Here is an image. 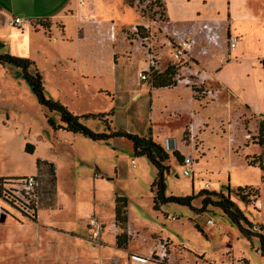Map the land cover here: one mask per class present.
I'll return each mask as SVG.
<instances>
[{"label": "rangeland", "instance_id": "obj_1", "mask_svg": "<svg viewBox=\"0 0 264 264\" xmlns=\"http://www.w3.org/2000/svg\"><path fill=\"white\" fill-rule=\"evenodd\" d=\"M154 1L133 0L131 3L133 10L144 17L140 21L143 25L139 31H136V26H132L114 32V43L118 46L123 43L122 48H117L114 53L112 65L114 75L108 74L104 63L102 68L96 67L93 60H90L87 46L82 45L87 50L81 47V54L78 55L77 52H70V47L57 44L59 41L56 44L47 41L51 38L52 28L54 32L56 29L63 32L61 22H49V26L44 27V34L41 30L36 32L28 54L43 76L45 94L59 100L74 114L107 113L112 110L111 115L104 116L111 119L109 123L111 130L121 129L140 135H150L151 132L159 143L164 134L180 125L182 132L173 146L182 158L189 154L194 159L193 167L189 168L193 174L183 176L178 166L182 158L179 160L168 152L169 158L166 163L170 169L165 174L166 195L197 194L205 188V182L210 185L208 190H222L223 194H226V185L229 181L222 167L227 163L230 153L228 136L234 140L237 134L242 133L247 145L257 144L260 119L253 118L245 111L238 113L235 101L224 91L218 93L217 99L212 96L219 90V86L207 77L202 78L204 80L202 83L201 79L198 80V74L202 73L204 66H194L189 62L191 59L188 60V56L179 60L173 57L172 44L175 36L165 30L164 12ZM75 2L77 7L86 10L85 0ZM100 5L101 13L112 16L116 22L121 21L116 14L122 9L121 0H102ZM67 11L73 13V8L70 7ZM43 23L46 21H36L32 26L36 30ZM73 28L74 24L67 22L64 30L66 45L74 42L76 31ZM82 29L84 28L81 27L79 30L80 37L83 36ZM119 38L122 43L116 42ZM2 48L0 52H6L2 51ZM96 48V53L102 58L107 55L106 46ZM73 54L75 62L79 63L77 66L75 62L71 66L72 62L68 60ZM147 63L157 71H163L168 65H173L176 70L175 78L181 80L177 83L190 87L195 106L189 111L192 106L191 93L182 87L169 91L160 90L152 93V96L150 93L140 94L138 91L142 86H151L149 82L139 77V72L145 70ZM17 71L18 69L12 65L0 64V175L17 177L36 172L38 158L50 162L61 159L62 165L58 173L60 187L63 190H59L62 197L61 207L52 208L50 213L48 212L51 226L77 233L86 232L84 223L89 217L96 218L99 222H103L100 217H111L116 193L127 199L128 224L136 227L139 232L131 243L140 253H145L150 243L155 240L152 231H162L169 238V241L160 239L157 250L149 255L152 261L166 263L171 253L170 259L174 264H245L244 260H238L240 257H244L248 264H264V258L255 251L256 238H252L250 242L242 236L238 227L231 223L219 207L208 205L205 211L201 212L187 205L169 202L161 205L159 210H154L151 182L155 178L156 168L145 157L141 159L133 154L132 142L125 137L119 141L115 139L116 148L112 149L110 145L89 140L80 134H74L76 137L60 136L66 132L54 131L46 122L47 115H53L56 121L58 115L48 112L37 103L28 83L22 77L16 76ZM80 71L82 75L88 76L85 80L80 77ZM121 84L124 86L122 89ZM227 102L230 103L231 110L225 105ZM175 107L182 111L188 108V121L180 112L173 111ZM198 116H204V119L194 121L193 119ZM82 121L93 130L106 131L104 122L97 118ZM202 130H209L212 133L206 138L209 151H206L205 157H200L199 153L205 149L200 136ZM174 136L177 137L178 134L175 133ZM41 138L50 144L42 145ZM24 141L35 144L32 146L33 150L36 146L34 153L23 151ZM94 144L101 148V152L94 150ZM260 147L262 151L264 145ZM232 150L235 154L238 153L235 146H232ZM86 153L91 155L89 157H92V163L84 166L81 165L79 157ZM243 158L247 163V156ZM112 165L115 168H112ZM37 167L41 180L38 199L40 206L42 201L46 204L54 201L56 190L54 166L40 161ZM95 167L102 171L97 176ZM248 179L257 180V174L251 171ZM231 184H234L232 180ZM73 188L76 189L75 192H72ZM229 192L230 199L238 201L240 210L246 218L252 224H257L259 217L252 205L255 199L261 205L257 196H251L246 202L239 199L234 187H230ZM201 198L202 196L195 197L191 205L200 208ZM38 209L40 213H45L44 206ZM4 216L5 213L1 212L0 219L2 220ZM39 219H42V216L39 215ZM208 219L213 224L207 223ZM116 227L118 234L125 232L128 236L125 224L122 227L116 224ZM49 234L61 236L62 242L67 241L66 245L70 244L69 240L76 242L77 238L73 236L78 235L52 231H49ZM87 238L92 242L100 241L99 237ZM7 251L0 246V264L20 262L8 259ZM48 262L56 263L54 258H50ZM33 264H39V260L35 259Z\"/></svg>", "mask_w": 264, "mask_h": 264}, {"label": "crops", "instance_id": "obj_2", "mask_svg": "<svg viewBox=\"0 0 264 264\" xmlns=\"http://www.w3.org/2000/svg\"><path fill=\"white\" fill-rule=\"evenodd\" d=\"M75 1L76 0H0V42L2 43L0 48L3 47L2 51L6 50L4 53L31 59L28 52L34 42L33 36L39 30L43 31L44 34V27L42 25L39 29L35 30L32 24L36 21H46L48 25L51 21L53 23L61 22L63 32H58L55 27L56 32H54L52 28L51 38L48 39L45 37L48 39L47 41H51L55 44L59 41L60 43L57 44L67 46L68 48L70 47V52H77L78 55L81 54L82 45L87 46L89 50L88 53L90 54V60H93L92 62L96 65V67L102 68V64L104 63L105 70L108 71V74L114 75L112 69L114 53L117 48H122L123 46L121 38L116 41H120V43H122L121 45L118 46L114 43V32H119L125 27H132L136 25L141 26L143 25V22L140 21H142L144 17L140 16L135 10H133L131 4L127 3L125 0H121V13H116L117 17L121 20L120 22L114 21L112 16H106L101 13L100 4L102 0H85L84 5L86 10L77 7ZM163 2L165 5L166 16L163 26L168 33L173 31H185L193 22L208 20L219 23V44L209 45V51L207 54H199L197 53V48H194L191 53V61L189 62L196 67L204 66L202 73L198 74V80L201 79L200 83L204 81L202 79L203 77H207V79L219 86V90L214 92L212 96L214 95L217 99L218 93L220 91H224L235 101L236 109L239 110L238 113L245 111L253 118L264 121V0H163ZM87 5L89 6V9H87ZM70 7L73 8V13H68L67 10ZM15 16L28 19L30 21L21 29L9 26L6 23V20ZM123 19L125 20L122 21ZM67 22L74 24L73 29L76 31V36L75 39H73L74 42H69V44L66 45L64 30ZM81 27L84 28L82 29V37L79 35ZM229 35L237 36L238 40L236 42H228L227 38ZM101 46H106V48H108L107 55L104 58L96 53V47ZM82 48L87 50L85 47ZM74 56L75 55L73 54L72 57L68 58V60L72 62L71 66L76 61ZM75 63V66L79 65L78 62ZM148 63L145 70L149 67ZM36 69L38 70L37 67ZM81 72L82 71H80V77L85 80L88 76L82 75ZM93 74L94 73L92 72V75ZM16 76L20 77L19 73H17ZM93 77H95V74ZM119 81L122 82L121 80ZM125 83L127 85V81ZM178 87H182L183 89L185 88L190 91L192 99L190 102L192 105L189 109L190 111L195 106V101L192 97L190 87L187 85L182 86L178 83L171 87H148L144 85L138 92L140 94L143 92L148 94L150 93L152 96V93L155 94L160 90L169 91ZM122 88H124L123 84L120 86V89ZM225 105L228 106L229 110H231L230 103L227 102ZM164 109H166V107H164ZM173 111H176L177 113L180 112L188 121V108L182 111L179 107H175ZM202 117L198 116L193 120L202 121L204 116ZM7 118L8 115L6 116V119ZM179 126L172 130L178 134L177 137L174 136L175 133L170 131L169 133L164 134V138L160 143L155 140V137L151 132L150 134L153 140L159 143L162 147L164 140L166 138L169 139L173 148L167 152L172 153L174 149L173 145H176V139L179 138V135L182 132V129L179 128ZM54 131L66 132V136L60 135L62 137H68L70 135H72V137H76L74 134H78L62 129ZM154 133L157 134L156 132ZM210 135H212V133L209 130L201 131L200 136L203 139L205 149L199 152L200 157H205L206 151H209V149H207L208 145L206 138ZM214 135L217 136L216 133ZM115 139H118L119 141L121 138L114 137L111 138L108 143H101L110 145L112 149H114V147L116 148ZM82 140L84 139L82 138ZM227 140L229 142L230 153L228 161L225 165H223L222 169L229 181V184H227L228 187H234V190H236L239 186H251L256 188L258 193L257 198L261 203V210L263 211L264 178H262V176H264V168L261 169L258 165H249L243 158L248 155L260 154V145H247L244 142L242 133L237 134L234 140H231V137L228 136ZM24 142V152H26L24 148L27 143H29L28 147L32 149L34 143L32 144L28 141ZM40 143L42 145L50 144L47 140L44 141L43 138L40 139ZM93 146L96 152H101L100 147L95 144ZM232 146L238 148L237 154H235L232 150ZM35 149L36 146L34 150L32 149V153L35 152ZM185 155L190 156L189 154ZM241 155H243V157ZM89 156L91 155L86 153L85 155L79 157L81 165H91L92 157ZM172 156L174 157L173 154ZM138 157H141L142 159L144 156ZM37 160L41 162L44 161L46 164L54 166L53 175L56 190L55 199L48 204H46L45 201H42L40 206L45 207L44 214L43 212L40 213L38 209L40 207L38 204L39 202H37L35 207V217L30 218L25 212H22L12 206L9 202L3 199L2 196H0V217L1 212L5 213L4 218H2V220L0 219V246L8 250L6 254L8 259L20 261L16 264H33L35 259L39 260V264H49L48 261L50 258H54V261H56L55 264H161V262L150 260L149 255L157 250L158 242H160L161 238L168 239V241L169 238L163 234L162 231H152V235L155 236V240L150 243V246L145 253H140L134 245L132 246L131 243L137 238L139 233L138 229L133 227L131 224H128L127 220L125 226L128 236H126L125 232L120 233L123 235L122 238L119 237V240L123 241V244L120 245L117 242V236L120 234H118V228L116 227V223L114 221L113 211L110 218L100 217L103 222H101L102 229L99 235L100 241L98 242H92L91 239L87 238H92V231L88 225V221L92 217L85 220L84 224L86 232L84 233H77L76 231L63 230L61 228L51 226L49 224L50 221H48V212L50 209L52 210V208L61 207L60 199L62 197L60 195V191L63 190L60 187L58 173L61 168L62 161L61 159H56L55 162H50L49 160L42 158H38ZM131 162L133 163L132 159ZM194 162L195 161L192 158V167ZM178 166L181 168L182 174L181 162ZM111 167L115 168L114 165ZM95 169L96 176L102 172L97 167H95ZM38 171L39 170L36 164V172H30L29 174H23L17 177L0 175V178H22L26 175H34L39 181L38 193L40 197L41 180L38 175ZM251 171L257 174V180L248 179V175ZM192 174L193 173L191 172L190 175L192 176ZM231 180L234 184H231ZM4 187L5 186H3V188ZM207 188H210L208 183ZM211 190L218 191L217 189ZM75 191L76 189L73 188L72 192ZM116 195L119 194L115 193L114 198ZM234 201L238 208L241 209L238 205V201ZM47 208H49V210H46ZM46 212L47 215H45ZM39 215L42 216V219H39ZM261 228V233L264 234V224H261ZM49 231H52V233H76L79 236L74 235L73 237L77 238V240L75 239L76 242L69 240L70 244L66 245L67 241L66 243L64 241L62 242L61 236H57L56 234L50 235ZM131 231H133V233ZM257 244L255 251L258 253L256 250ZM168 257L170 259L171 253H169ZM169 259L165 264H174L171 262V259ZM238 260H244L245 264H248L244 257H240Z\"/></svg>", "mask_w": 264, "mask_h": 264}, {"label": "trees", "instance_id": "obj_3", "mask_svg": "<svg viewBox=\"0 0 264 264\" xmlns=\"http://www.w3.org/2000/svg\"><path fill=\"white\" fill-rule=\"evenodd\" d=\"M141 1V0H138ZM129 4L133 0H127ZM154 3L161 7L165 16V5L163 0H155ZM166 18V16H165ZM166 20V19H165ZM43 27H48L47 23L42 24ZM62 26V25H61ZM63 27V26H62ZM141 26L136 25V31H139ZM2 43L0 42V46ZM0 64L12 65L18 69L19 76L22 77L29 85L32 93L34 94L36 101L39 105L45 107L48 112H53L58 115V121L55 120L53 115L46 116V122L52 130L62 129L72 133H78L83 137L92 140L108 143L111 138L125 137L132 142V152L135 156H144L148 162H150L156 168V175L151 182V190H153L152 196V208L159 210L161 205L174 202L181 205H187L194 209H199L201 212L205 211L208 205L213 207H219L223 213L228 217L231 223L238 227V230L242 236L251 242L252 238H256L258 241L256 250L259 255L264 258V234L261 233V226L257 231H252V223L246 218L243 212L238 208L236 203L230 199V192L228 185L226 186L227 193L223 194L222 190H208L206 188L200 190L197 194H191L186 196L166 195L165 194V174L169 172L170 166L166 163L169 158L168 152L156 141L153 140L150 135H140L121 129H110L109 123L111 119H107L104 116L111 115L112 110L107 113H85L74 114L67 106L60 101L48 97L45 94L44 83L41 74L35 67L34 62L25 57H19L11 55L9 53H0ZM176 70L173 65H168L163 71L153 70L149 66L147 74L148 78L145 80L151 84L152 87H170L176 84L175 80ZM97 118L104 122L106 131H96L88 127L83 123L82 119ZM257 144L264 145V121L258 122L257 132ZM29 143L25 145V151L32 153V149L29 147ZM172 154L177 159H181V154L173 149ZM183 159V158H182ZM181 159V161H182ZM247 163L249 165H257L262 169L264 163V149L258 155L247 156ZM40 161L37 160V164ZM264 178V176H262ZM19 178H0V196L9 202L13 206V202L17 201L16 196L13 195L15 187L19 185ZM3 186H5L3 188ZM236 195L240 200L246 201L251 196H257V189L251 186H239L235 190ZM198 196H202L200 200V208H194L191 205V201ZM15 199V200H14ZM127 199L124 196L116 195L114 198V221L119 227H122L127 221ZM27 209L30 211L28 215L30 218L35 217V208L29 204ZM122 234L117 236L118 244H123ZM161 264H165L164 261Z\"/></svg>", "mask_w": 264, "mask_h": 264}, {"label": "built area", "instance_id": "obj_4", "mask_svg": "<svg viewBox=\"0 0 264 264\" xmlns=\"http://www.w3.org/2000/svg\"><path fill=\"white\" fill-rule=\"evenodd\" d=\"M29 21L30 20L28 19H23L15 16L7 19L6 23L9 26L21 29L26 23H29ZM219 29L220 26L218 22L204 20L191 23L185 31H173L172 35L175 36V39L173 38L174 44H172L173 57L176 60H179L184 59L188 56V60H190L192 56L191 53L194 48H197V53L199 54H207L209 51V45L219 44ZM237 40L238 37L235 35H229L227 38L228 42H236ZM150 63H152V61ZM147 71L148 69L139 72L140 79L146 80L148 78ZM175 80L176 83L181 81L180 78H175ZM163 148L166 151L172 150L173 147L169 139L166 138L164 140ZM181 164L182 174L185 176L190 175L191 171L189 170V168L192 165V158L190 156L184 155ZM18 181L19 185H17V187H15V190L13 191V195L17 198V201L14 199L15 202H13V206L29 215L30 211L27 209V206L31 204L35 208L39 199V181L34 175H26L22 178H19ZM205 188H207V183H205ZM252 205L254 206V209L258 214L260 222H258L257 224H252L251 230L257 231L261 224H264V211L261 210V205L257 203L256 199L253 201ZM207 223L213 224V222L209 219L207 220ZM88 225L92 231V238H98L102 229L101 222H99L96 218H91L88 221Z\"/></svg>", "mask_w": 264, "mask_h": 264}, {"label": "water", "instance_id": "obj_5", "mask_svg": "<svg viewBox=\"0 0 264 264\" xmlns=\"http://www.w3.org/2000/svg\"><path fill=\"white\" fill-rule=\"evenodd\" d=\"M175 175H177V174H175ZM198 227V226H197Z\"/></svg>", "mask_w": 264, "mask_h": 264}, {"label": "bare ground", "instance_id": "obj_6", "mask_svg": "<svg viewBox=\"0 0 264 264\" xmlns=\"http://www.w3.org/2000/svg\"><path fill=\"white\" fill-rule=\"evenodd\" d=\"M114 39V38H113Z\"/></svg>", "mask_w": 264, "mask_h": 264}]
</instances>
